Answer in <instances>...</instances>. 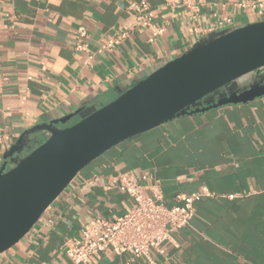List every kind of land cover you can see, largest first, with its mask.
Listing matches in <instances>:
<instances>
[{
    "label": "crops",
    "instance_id": "crops-1",
    "mask_svg": "<svg viewBox=\"0 0 264 264\" xmlns=\"http://www.w3.org/2000/svg\"><path fill=\"white\" fill-rule=\"evenodd\" d=\"M139 1L0 0V72L6 77L0 162L25 130L83 108L72 124L189 50L222 18H231L232 26L264 20V0H197L195 19L164 0H146L161 32L150 41L152 29L134 25L119 44L98 52L103 40L126 27L129 5ZM243 1L261 3V13ZM79 42L87 51L75 49ZM46 136L27 135L31 141L22 155ZM120 173L167 206L180 204L182 194L203 196L163 254L131 259L105 250L95 264H264V96L174 118L106 150L77 173L22 239L0 253V264H71L64 244L80 235L83 224L133 207L128 194L106 187Z\"/></svg>",
    "mask_w": 264,
    "mask_h": 264
},
{
    "label": "water",
    "instance_id": "water-1",
    "mask_svg": "<svg viewBox=\"0 0 264 264\" xmlns=\"http://www.w3.org/2000/svg\"><path fill=\"white\" fill-rule=\"evenodd\" d=\"M248 76L244 86H235ZM262 96L264 20L209 33L72 124L83 108L25 130L0 162V253L22 239L77 173L106 150L174 118ZM38 131L46 138L22 155L31 141L25 137Z\"/></svg>",
    "mask_w": 264,
    "mask_h": 264
},
{
    "label": "built area",
    "instance_id": "built-area-1",
    "mask_svg": "<svg viewBox=\"0 0 264 264\" xmlns=\"http://www.w3.org/2000/svg\"><path fill=\"white\" fill-rule=\"evenodd\" d=\"M173 8H180L184 14L192 19L199 15L197 0H164ZM243 7L256 8L259 13L263 5L257 2H240ZM130 20L126 27L120 26L108 39L103 40L98 52L111 50L119 44L134 25L146 26L152 29L150 41L161 32L153 26L154 13L146 0L129 5ZM232 26V20L224 17L216 23L215 30H222ZM78 36L86 37L83 27L78 28ZM75 49L87 51L85 44L79 42ZM93 55L90 54L89 58ZM6 77L0 72V103L3 85ZM107 188H117L128 194L134 201L133 207L120 217L104 219L95 217L83 224L78 237L67 240L64 252L71 264H95L100 254L109 250L114 255L128 254L131 259L148 257L150 252L163 254L165 244L172 240V234L190 224L194 215V202L199 200L203 193L195 192L179 196L180 204L167 206L161 198L148 194L145 187L140 185L128 173L110 176L106 183Z\"/></svg>",
    "mask_w": 264,
    "mask_h": 264
}]
</instances>
